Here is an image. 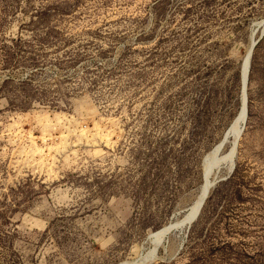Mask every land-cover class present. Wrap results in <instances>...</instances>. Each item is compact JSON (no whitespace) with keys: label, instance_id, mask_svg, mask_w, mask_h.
Returning a JSON list of instances; mask_svg holds the SVG:
<instances>
[{"label":"rangeland","instance_id":"rangeland-1","mask_svg":"<svg viewBox=\"0 0 264 264\" xmlns=\"http://www.w3.org/2000/svg\"><path fill=\"white\" fill-rule=\"evenodd\" d=\"M264 0H0V264H264ZM229 144V143H228ZM218 154L226 156L229 145Z\"/></svg>","mask_w":264,"mask_h":264},{"label":"bare ground","instance_id":"bare-ground-1","mask_svg":"<svg viewBox=\"0 0 264 264\" xmlns=\"http://www.w3.org/2000/svg\"><path fill=\"white\" fill-rule=\"evenodd\" d=\"M259 26V30H263L264 29V19L258 24ZM250 47V46H249ZM248 47V49H249ZM247 49V51H248ZM244 65H245V58L243 61V64L241 66V106H240V111L236 117V119L234 120V122L231 124V126L229 127V129L226 131L225 135H224V139L226 138V136H229V150L226 154V156H224V158H218V151L215 152L216 148L222 143H220L215 149H214V158L216 159V161H220L223 160L226 162V166L225 168L228 170H231V167L235 161V159H233V149H232V138L234 137L235 133L239 130L240 125H241V121L243 119V111H244V93H243V72H244ZM223 139V140H224ZM222 140V141H223ZM213 184L211 181H207L206 184L203 187L202 190V194L199 197V199L197 200V202L193 205V207L191 208V211L188 213V215L185 217V219L181 222H179L176 225L173 224H169L167 227L150 234V236L148 237V241L151 244V250H149V252L146 255L141 256L139 259H135L133 261H124L121 262L120 264H148L151 261H154L157 258V254L159 251V248L162 245H166V243L168 242L169 236L173 233L174 229L176 227H181V229L183 230V228H185V232H187L190 228V224L192 222V219L194 218V216L198 213L200 207H201V201L204 197V195L206 194V191L208 189V187Z\"/></svg>","mask_w":264,"mask_h":264},{"label":"water","instance_id":"water-1","mask_svg":"<svg viewBox=\"0 0 264 264\" xmlns=\"http://www.w3.org/2000/svg\"><path fill=\"white\" fill-rule=\"evenodd\" d=\"M264 34V29L260 32L259 34V37L255 40H253L250 44V47L245 55V65H244V72H243V93H244V111H243V119L241 121V125H240V128L239 130L235 133L234 137L232 138V149H233V159H235V154H236V148H237V143L239 141V138L241 137L242 133H243V130H244V127H245V124H246V121H247V115H248V96H247V87H248V76H249V71H250V59H251V55H252V52H253V49L256 45V43L258 42L259 38ZM229 136H226V138L222 141V143L216 148L215 152L218 151V153H220L224 146L227 145L229 143ZM234 167H235V161L231 167V170H229V172L225 175V179L228 178L233 170H234ZM214 183L211 184L207 191H206V194L204 195L202 201H201V207L198 211V213L194 216V218L192 219V222L190 224V227L192 226V224L198 219L203 207H204V204L209 196V193H210V190L214 187Z\"/></svg>","mask_w":264,"mask_h":264}]
</instances>
